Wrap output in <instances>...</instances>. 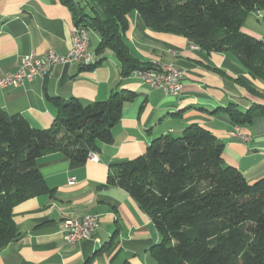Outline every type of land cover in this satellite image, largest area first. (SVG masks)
<instances>
[{
  "label": "crops",
  "instance_id": "obj_1",
  "mask_svg": "<svg viewBox=\"0 0 264 264\" xmlns=\"http://www.w3.org/2000/svg\"><path fill=\"white\" fill-rule=\"evenodd\" d=\"M248 19L256 21L259 32L243 30L261 39L264 10L252 12ZM128 22L125 40L141 65L172 62L185 70L181 95L124 77L114 52L96 53L100 36L93 30L89 52L101 62L95 69L56 65L45 78L0 88V109L42 129L54 123L59 102L77 98L93 103L114 91L136 94L124 104L112 142L98 143V161L81 163L60 153L39 159L38 168L53 194L26 199L13 208L20 236L0 250V264H157L152 248L161 233L127 190L108 183L109 175L114 164L144 154L155 138L179 136L193 124L225 143V163L249 182L264 176V118L241 126L250 136L242 141L229 135L235 124L225 111L232 104L242 111L254 104L264 106V81L253 78L229 51L193 48L183 35L148 28L137 11L128 15ZM74 27L73 12L60 0H0V78L16 72L30 52L66 53L73 45ZM89 214L99 217L93 237L68 243L66 221Z\"/></svg>",
  "mask_w": 264,
  "mask_h": 264
},
{
  "label": "trees",
  "instance_id": "obj_2",
  "mask_svg": "<svg viewBox=\"0 0 264 264\" xmlns=\"http://www.w3.org/2000/svg\"><path fill=\"white\" fill-rule=\"evenodd\" d=\"M60 1L73 12L75 26L99 34L96 53L114 52L124 77L152 67L141 65L125 40L128 15L137 11L148 28L183 35L208 52L229 51L264 81V36L243 30L252 12L264 10V0ZM99 63L82 68L93 70ZM135 95L114 91L93 103L59 102L54 123L44 129L0 109V250L20 236L13 208L53 194L39 159L60 153L86 162L99 142H112L124 104ZM225 111L239 126L264 118L259 104L246 111L232 104ZM224 147L210 130L193 124L179 136L155 138L144 154L112 166L108 183L127 190L161 233L152 248L157 264H264V176L249 182L225 163Z\"/></svg>",
  "mask_w": 264,
  "mask_h": 264
},
{
  "label": "built area",
  "instance_id": "obj_3",
  "mask_svg": "<svg viewBox=\"0 0 264 264\" xmlns=\"http://www.w3.org/2000/svg\"><path fill=\"white\" fill-rule=\"evenodd\" d=\"M73 45L64 54L58 53L54 49H49L43 56H38L35 52L25 54L21 58L19 69L16 72L8 73L0 78V88L19 87L26 81L36 78H44L46 72H51L56 65L63 66H87L89 59L94 56L89 52L87 35L89 30L75 26L73 29ZM193 48H196L192 45ZM185 70L180 67H172V62L162 66L145 67L134 70L130 76L139 79L141 82L153 87L161 88L166 93L179 96L183 90V78ZM232 138L248 141L250 136L241 130V126L234 125L229 131ZM89 158L98 161L95 152L90 153ZM67 233L65 239L70 244H75L81 240L90 239L99 228V217L95 214L85 215L81 218L68 219L66 221Z\"/></svg>",
  "mask_w": 264,
  "mask_h": 264
},
{
  "label": "rangeland",
  "instance_id": "obj_4",
  "mask_svg": "<svg viewBox=\"0 0 264 264\" xmlns=\"http://www.w3.org/2000/svg\"><path fill=\"white\" fill-rule=\"evenodd\" d=\"M82 5L84 6V3L82 2ZM250 17V16H249ZM248 17V18H249ZM246 19V21H245V23H244V25H243V28H245V29H252V30H256V31H258L259 32V29H257L255 26H256V21H249V19ZM90 31V30H89ZM94 32H91V36L92 37H95V35L93 34ZM261 33V32H260ZM95 44H96V42H95Z\"/></svg>",
  "mask_w": 264,
  "mask_h": 264
},
{
  "label": "bare ground",
  "instance_id": "obj_5",
  "mask_svg": "<svg viewBox=\"0 0 264 264\" xmlns=\"http://www.w3.org/2000/svg\"><path fill=\"white\" fill-rule=\"evenodd\" d=\"M87 42H88V45H90V35H87ZM193 45V44H192ZM194 46L196 47V48H200L198 45H195L194 44ZM95 61H94V58L93 59H89V64H92V63H94ZM172 67H177V66H175V65H172ZM50 74V72H46L45 73V75H44V78L46 77V76H48Z\"/></svg>",
  "mask_w": 264,
  "mask_h": 264
}]
</instances>
